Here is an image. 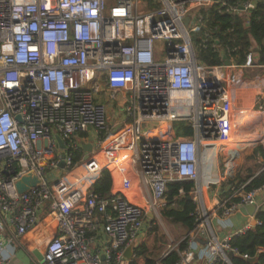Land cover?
Returning a JSON list of instances; mask_svg holds the SVG:
<instances>
[{
    "label": "built area",
    "instance_id": "1",
    "mask_svg": "<svg viewBox=\"0 0 264 264\" xmlns=\"http://www.w3.org/2000/svg\"><path fill=\"white\" fill-rule=\"evenodd\" d=\"M225 1L0 0L1 223L15 225L18 235L42 231L36 249L43 258H31L35 264H130L167 205L170 182L194 181L191 196L204 205V147L234 143L227 92L233 77L224 69L235 66L198 60L193 35L202 30V11ZM251 3L228 11H249ZM252 56L236 67L256 65ZM178 120L188 122L194 135L148 138ZM117 135L124 138L118 150H131L137 201L123 191L102 196L91 184L83 190L67 177L77 167L76 152L87 161ZM85 144H92L91 152ZM48 168L70 172L50 183ZM28 174L40 181L19 193L16 182ZM246 185L224 201L218 198L214 211L227 218L246 204L255 205L256 213L264 208L257 205L258 189L246 192ZM232 236H219L208 209L199 214L197 208L187 249L169 246L155 264L172 250L179 264H191V249L201 239L205 264H230L229 253L238 254ZM128 247L132 258L125 254ZM0 264H12L3 241Z\"/></svg>",
    "mask_w": 264,
    "mask_h": 264
},
{
    "label": "trees",
    "instance_id": "2",
    "mask_svg": "<svg viewBox=\"0 0 264 264\" xmlns=\"http://www.w3.org/2000/svg\"><path fill=\"white\" fill-rule=\"evenodd\" d=\"M152 1V0H150ZM255 1L252 10L233 13L228 9L233 5H240L246 2ZM223 3H216L204 9L202 14L204 22L202 30L193 35V43L196 49L198 60L208 66H220L224 64L223 56L237 61L239 65L248 62V55L253 54L252 64L264 66V0H226ZM194 130L186 121H171L163 130L155 131L148 138L152 140H166L179 136H193ZM255 156L262 158L260 167L262 170L255 173L254 169H249V173L242 176L238 173L236 178L223 181L220 184L221 200L227 199L233 194L235 189L247 182L244 190L246 192L259 189L264 186V148L260 146L254 151ZM83 152H76L74 165H79L83 159ZM81 172V180L85 189L91 184L90 189L102 196L112 195V191H118L117 185H128L122 178V171L113 163L98 164L96 167H88L86 164L78 169ZM134 176L132 177L133 181ZM93 181V182H92ZM194 181L178 180L170 182L167 186V205L162 210V215L171 222L181 225L188 232L192 231L197 224L198 204L191 196L195 190ZM217 182H211L210 188L216 189ZM182 191V192H181ZM232 202L240 203V198H232ZM49 204L45 207L46 213ZM222 210L219 209V212ZM260 224L243 233L233 234L229 243L230 246L238 250V254L231 258L232 264H264V208L260 209L256 215ZM148 236L157 235V225L149 231ZM162 236V235H161ZM163 237V236H162ZM160 238H157L159 240ZM164 240V237L161 238ZM188 247V240L184 239L178 244L179 251ZM262 250V251H260ZM249 255L246 259L243 255ZM180 255L177 250H172L162 259L163 264H179ZM155 264L156 260L150 253L148 243L141 242L135 249V257L130 264L139 263ZM228 264V263H220Z\"/></svg>",
    "mask_w": 264,
    "mask_h": 264
},
{
    "label": "crops",
    "instance_id": "3",
    "mask_svg": "<svg viewBox=\"0 0 264 264\" xmlns=\"http://www.w3.org/2000/svg\"><path fill=\"white\" fill-rule=\"evenodd\" d=\"M250 68H260L261 73L253 77L250 74L253 69ZM224 72L233 77L232 85H227V92L230 99V138L233 140L232 142H234V144H238L242 142L240 141L241 138H248L253 135L255 136L254 138L256 143L261 141L263 144L262 146L264 148V66L257 64L254 66L245 67L235 66L230 67L228 69H224ZM259 94H262L260 97L262 98V104L259 105L260 107L256 110L254 108L255 97H257ZM112 109L113 107H110L109 115L113 120H115L116 115L114 109ZM239 126L242 129L240 132L238 131ZM119 139L120 135H117L113 136L110 140H108V143L111 144L107 145V150L105 146L104 149L96 155L97 163L92 164V158H90L85 164L88 167H90L91 165L92 167H96L98 164L113 163L117 167L119 166L120 169H123L122 165H125L126 168L128 167V170H131V159L122 157L120 150H118L121 147V144L123 143H120ZM115 151L117 152L115 153ZM103 153L104 155H102ZM99 157H103L104 160H100ZM82 163L83 162L77 165L76 169L78 168V166H82ZM74 172L75 171H72L71 173ZM241 173L242 176L245 175L243 174V172ZM227 174L229 173L226 172L224 175ZM211 179H215L214 181L218 183V187L215 191L207 193L206 200L208 205V211L210 214V223L212 225L213 230L219 236L226 237L232 236L235 232H238L246 227L252 228L253 226H255L257 221L255 215H245L241 211H238L230 217L223 218L221 217V213L218 210L214 211L218 205V200L221 199V189L219 185L220 182H218V176L212 175ZM129 189V185H117L118 191L129 193ZM256 201L258 206L264 207V186L257 190ZM41 216H45V214L43 213L41 214ZM1 221L2 218L0 215V241H3L5 243L6 253L10 256L12 264H23L22 261L18 258V253L20 251H24L34 261H37L35 255L33 254V251L36 250L37 243H39L41 237L43 236L42 231L39 228H36L31 232L28 231L24 235H18L17 228L15 225H10L9 223L2 225ZM204 247L205 242L201 239L196 243L195 247L191 249L195 257L191 264H205L206 257L204 253ZM140 262L143 263L144 261L141 260Z\"/></svg>",
    "mask_w": 264,
    "mask_h": 264
},
{
    "label": "rangeland",
    "instance_id": "4",
    "mask_svg": "<svg viewBox=\"0 0 264 264\" xmlns=\"http://www.w3.org/2000/svg\"><path fill=\"white\" fill-rule=\"evenodd\" d=\"M237 69V68H236ZM243 69V68H241ZM253 69L252 72H250L251 76H257L259 73H261L260 68H250ZM262 94H259L257 97H255V106L254 108L257 110L262 103ZM263 107V106H262ZM242 129L240 126L238 127V131L240 132ZM255 136H250L248 138H241L240 143L234 144H226V145H219L216 144L214 147H204L205 150V167L203 164L202 167V173H201V186H202V193H203V199H204V205L202 203L198 204V212L199 214L203 212L204 208L208 209L207 205V193L211 191L210 183L213 182L215 179H211L212 175L218 176V182L220 184L223 181H226L227 179L236 178L239 172H244L246 174L249 173V169H254L255 173H259L262 169L260 167L262 158L261 156H255V149L262 146V142L259 141L256 143ZM110 140V139H109ZM124 138L121 140L119 139V142L122 143ZM239 141V140H238ZM119 143V144H120ZM111 143L106 144V150L107 145H110ZM104 144L102 146L96 147V150L94 154H91V158L96 156L100 151L104 149ZM211 148V149H210ZM105 152V151H103ZM117 151H115L116 153ZM104 155V153L102 154ZM90 159V158H89ZM107 161V160H106ZM82 164H84L86 161L82 160ZM87 163V162H86ZM90 165V164H89ZM92 167V165H91ZM123 171H122V178L127 182V184L130 186V194L131 197L137 201V199L134 197L136 195V192L138 190V182H135V178H133L132 181V171L128 170L125 165H122ZM79 166L76 170H74V173H67L70 172V169L67 171H64L63 169H50L48 168L46 170V178L49 179L50 183L55 182L60 176L68 175V179L71 181V183H81L82 180L80 179L81 172L78 170ZM129 171V172H128ZM229 173L228 175H224L225 173ZM76 177V178H75ZM227 177V178H224ZM93 182V181H92ZM216 182V181H214ZM219 184V185H220ZM155 224L157 225V235L158 237H155L154 234L148 236V234H145L143 238L140 239V243L146 242L148 243V248L150 250V253L155 259L160 258L162 252L168 249L169 246L177 247L179 242L185 239L187 235V230L182 227L181 225L175 224L171 222L169 219L165 218L162 214L159 218L155 219ZM164 237V240L161 239ZM157 238H160L157 240Z\"/></svg>",
    "mask_w": 264,
    "mask_h": 264
},
{
    "label": "water",
    "instance_id": "5",
    "mask_svg": "<svg viewBox=\"0 0 264 264\" xmlns=\"http://www.w3.org/2000/svg\"><path fill=\"white\" fill-rule=\"evenodd\" d=\"M255 4V1H252L251 3V8L250 10H252L253 6ZM241 10H244V7H241ZM187 22L189 21V17L186 20ZM224 59V65L225 66H237L239 65L237 61L231 62L228 60L227 56L224 55L223 56ZM60 143V147L63 149L62 151V157H64V143L62 141H59ZM83 148L86 152H91L93 147L92 144H85L83 145ZM61 166H64V161L62 162ZM40 180L38 179V177L32 175V174H28V175H24L22 176L17 182H16V187L19 193H24L25 191H27L29 188L34 187L38 184ZM240 211L245 214V215H255L256 211H257V207L255 205H244L240 208ZM132 253H133V248L132 247H128L126 250V256L128 258H132ZM33 254L35 255V257L37 258V261H41L43 258V255L40 253L39 250H35L33 251ZM234 256L233 252L229 253V257L230 259ZM18 258L22 261L23 264H35L31 257H29L24 251H20L18 253ZM232 264V262L230 263Z\"/></svg>",
    "mask_w": 264,
    "mask_h": 264
},
{
    "label": "bare ground",
    "instance_id": "6",
    "mask_svg": "<svg viewBox=\"0 0 264 264\" xmlns=\"http://www.w3.org/2000/svg\"><path fill=\"white\" fill-rule=\"evenodd\" d=\"M121 152V154H122V157H125V158H129V159H131V150L128 148V147H126L125 149H123L122 151H120ZM99 159L100 160H104L103 159V157H99ZM87 162V161H86ZM85 162V163H86ZM91 162H92V164H94V163H97V156H95V157H92V159H91ZM84 163V164H85ZM83 164V165H84ZM96 165V164H95ZM119 167V166H118ZM134 178H135V182L137 181V178L134 176ZM77 187H79V188H81V189H83V190H85V187H84V182H81V183H76L75 184ZM125 193V192H124ZM126 195H127V197H129L132 201H136V200H134L132 197H131V194H130V192L129 193H125Z\"/></svg>",
    "mask_w": 264,
    "mask_h": 264
}]
</instances>
